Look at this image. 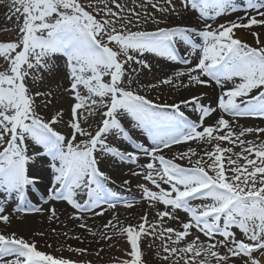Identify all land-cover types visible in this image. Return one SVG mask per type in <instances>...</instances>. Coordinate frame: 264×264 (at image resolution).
<instances>
[{"label":"snow or ice","instance_id":"snow-or-ice-1","mask_svg":"<svg viewBox=\"0 0 264 264\" xmlns=\"http://www.w3.org/2000/svg\"><path fill=\"white\" fill-rule=\"evenodd\" d=\"M133 4L9 0L7 19L22 23L15 38L0 40V223L45 212L59 220L54 206L28 199L46 178L44 202H66L79 228L91 231L89 215L113 213L104 231L92 235L124 238L129 249L117 264H152L149 253L162 264H264V127L239 124L243 117L264 119V39L254 30L264 29V0ZM238 12L243 15L216 23ZM150 56L184 67L145 80ZM163 86L220 91L215 106L203 102L207 92L171 103L150 98ZM189 108L197 119L186 114ZM107 161L137 166L128 176L142 178L135 186L153 217L145 211L138 224H121L118 206L132 209L136 201L110 186ZM121 180L130 188V179ZM12 199L22 203L10 213ZM0 264L80 262L0 231Z\"/></svg>","mask_w":264,"mask_h":264},{"label":"rangeland","instance_id":"rangeland-1","mask_svg":"<svg viewBox=\"0 0 264 264\" xmlns=\"http://www.w3.org/2000/svg\"><path fill=\"white\" fill-rule=\"evenodd\" d=\"M121 2L127 4L129 7L135 6L133 4V0H121ZM139 2L140 0H136L137 4ZM8 3H9V0H0V40H7V39L15 38V35L18 33L19 24L22 23V17L20 18V20H17L15 16H13L12 19H7ZM239 13L243 14V12H238L237 14ZM216 23H224V22H222V20L219 19V20H216ZM254 30L258 32L260 28L256 27ZM260 33L262 34L261 38L264 39V29L260 31ZM247 36H248V38L246 39L247 42L249 44H253L254 41L252 37L249 34ZM162 59L163 58H160V57L153 58V62H151L153 65V69H152L153 72L146 73L143 79L148 80L150 78L155 77L153 82H155L156 79H159V73L156 74V72H158L159 70L160 61ZM166 92H167L166 90L159 89L155 92L148 93V95L150 96V98L154 100L157 99V97H159L161 101H166L170 103L173 102L174 100H179L181 98H184L185 96H189V94L186 93L182 97H176V98H174V96L168 97L166 96ZM67 99L68 98L65 97V100ZM64 107L67 108L68 104L64 103ZM190 115L193 117L191 118L193 120L197 119L198 117L197 113H191ZM248 119H250L251 121ZM239 124L242 126H247V127H264V119H261L258 117H244V118H240ZM57 127L62 131H65V132L68 131V129L65 128L63 125H58ZM134 133L137 136H140L142 141L146 139V135L141 134L139 130H134ZM249 138L251 139L252 137H249ZM224 146H230V145L225 144ZM129 150L131 149L129 148ZM235 150L239 151L240 149L236 148ZM140 162L144 163L145 161L144 159H142ZM182 163H186V162H182ZM103 167H104V170H108L113 174V180L115 182L110 184V186L115 191H118L121 197L129 201L134 199L136 203L141 204V208L137 211V213H133L131 216L129 214V216L127 217H120L119 214L115 213L116 215H118L121 224L125 226L129 224L131 225L138 224L140 216H142L145 211L149 212L150 217L154 216V212L148 209L147 206L141 201L140 199L141 192L135 186L137 183L143 182L142 178L128 176L129 168H132L133 170H138L136 165L125 164L122 168H119L117 167V164L114 163L113 161H107ZM121 177L131 180L130 188L121 187V183H122ZM60 208H63V207H60ZM133 209L135 208H132L131 210ZM112 215L102 219V221L100 222L101 223L100 226L102 228H103V225L112 217ZM180 216L182 219L184 218V214L182 212L180 213ZM169 223H172V222H169ZM172 226L176 227L177 225L175 223H172ZM101 231H104V229H102ZM108 233L109 235H111V230H108ZM93 238L95 239V241L92 243V246L91 244L82 245V243H79V242H59V243L54 244V243H50L48 240L44 238H40V239L31 238L30 241L35 240L37 244V248L41 251H44L45 253L51 254L54 257H64V258H68L74 261H78L80 262V264H89V262H91V264H117V262L120 259L125 258L126 250L129 249V245L124 240V238L118 237L116 240H113L111 242H105L101 240L99 235L93 236ZM201 238L203 239V237ZM159 243L160 241L157 240L156 244L153 245V250H155V248L159 245ZM76 248H85L87 249V252L81 255L79 252L71 250V249H76ZM101 249H103V251H101ZM97 252H99L100 254L97 255ZM148 258L152 260V264H162V262L159 261L158 259H154L151 253L148 254Z\"/></svg>","mask_w":264,"mask_h":264},{"label":"bare ground","instance_id":"bare-ground-1","mask_svg":"<svg viewBox=\"0 0 264 264\" xmlns=\"http://www.w3.org/2000/svg\"><path fill=\"white\" fill-rule=\"evenodd\" d=\"M243 14H233V15H228L223 18H217V20L221 19L222 22H225L226 20H234L236 16H242ZM211 22V21H210ZM263 29L260 28V31ZM238 35L244 37L245 39L248 38V33L241 30L238 32ZM181 55L182 56H187V53H185L183 50H181ZM150 61L153 62V58L157 57H152L150 56ZM162 61V63H161ZM160 61L159 65V70L156 72V74L159 73V79L164 78L166 75H171L173 72L180 70L184 66L182 64L176 63V62H170V61H165L162 59ZM195 62V61H194ZM153 72V71H152ZM157 77V76H156ZM155 78V77H154ZM154 78H150L148 80L154 81ZM161 89L166 90V96L168 97H182L186 93L190 95H198L201 92H207L208 97L204 99V103L207 104H212V106H215V100L216 97L219 94V88L213 86L212 88H192L189 90H180L179 92H176L174 90L169 89L168 86H163ZM197 91V92H196ZM189 96H185L184 98H188ZM170 103V102H169ZM186 114L189 115L190 118H193L190 114L194 113L190 108L189 109H184ZM198 114V113H197ZM199 115V114H198ZM231 119V117H228ZM244 118V117H243ZM215 119V115L213 116V120ZM250 120V119H248ZM251 121V120H250ZM207 123H212V120H208ZM146 143H151L150 140L144 139ZM127 143V142H125ZM193 147H196L195 144L192 145ZM130 148V146H129ZM131 149V148H130ZM180 150H183L181 148ZM166 155L171 156L172 153H167ZM48 181L46 178H44L43 182L37 186V190H32L28 194V199L37 206H41L45 209L49 207H55L57 214L59 215V220L51 221L48 219V213H29L27 215H23L21 218H16V216L13 217V222L11 225H3L0 223V231H7V232H16L18 235L24 236L25 239L30 240L31 238H44L48 240L50 243H59V242H79L84 244H91L95 241L93 238L92 233L93 232H99L103 228L100 226L102 219L111 216L113 213L108 212L104 216L100 217H92L88 216L86 218V222L89 225V228L91 231L88 229H81L78 227L79 223L81 221L77 220H72L69 219V217L73 214V209L71 208L70 205H68L66 202H61V201H55L51 203H45L44 200L47 199V193H46V185ZM43 197V199H41ZM2 199V197H0ZM22 203L16 199L10 200L6 204V208L8 212L12 213L14 211V208L19 204ZM63 207V208H60ZM133 210L131 209H126L123 204L121 203L118 206V209L116 210V213L120 215V217H127L133 214L137 213V211L141 208L140 203H136V206H134ZM52 229H56V232H53ZM39 233H43V235H39ZM59 233V234H58ZM63 233H68V238H66ZM79 235L81 237L80 240L73 239L71 237Z\"/></svg>","mask_w":264,"mask_h":264}]
</instances>
